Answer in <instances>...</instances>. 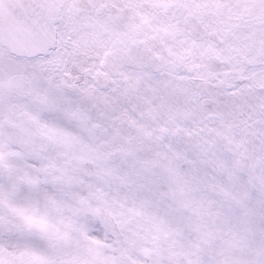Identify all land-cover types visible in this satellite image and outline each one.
Wrapping results in <instances>:
<instances>
[{"label":"snow or ice","instance_id":"obj_1","mask_svg":"<svg viewBox=\"0 0 264 264\" xmlns=\"http://www.w3.org/2000/svg\"><path fill=\"white\" fill-rule=\"evenodd\" d=\"M0 264H264V0H0Z\"/></svg>","mask_w":264,"mask_h":264}]
</instances>
